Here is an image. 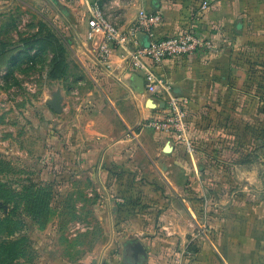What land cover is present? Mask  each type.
I'll return each instance as SVG.
<instances>
[{
  "label": "rangeland",
  "instance_id": "1",
  "mask_svg": "<svg viewBox=\"0 0 264 264\" xmlns=\"http://www.w3.org/2000/svg\"><path fill=\"white\" fill-rule=\"evenodd\" d=\"M116 7L111 1L106 10L119 26ZM62 8L58 0H0V264H126L125 243L153 225L142 215L154 217L161 210L152 203L155 196L170 198L168 182L188 201L198 222L204 195L215 197L219 184L226 186L221 188L226 199L232 189L256 184L253 219L257 229L264 225L262 31H255L250 51L251 84L259 93L254 110L220 127L211 119L215 125L207 128L228 149L227 160L213 161L217 170H203L200 159L193 158L196 152L184 154L188 149L179 143L181 156L168 168L165 162L154 168L141 153L129 159L128 168L127 161L122 167L108 163L100 148L94 153L91 144H76L89 137L84 129L89 78L76 44L78 37L87 39L83 31L70 30ZM56 77L61 92L53 108ZM189 113L192 130L203 132L205 112ZM147 122L130 131L149 128ZM204 183L211 184V191L202 190ZM195 225L203 231L207 224Z\"/></svg>",
  "mask_w": 264,
  "mask_h": 264
},
{
  "label": "crops",
  "instance_id": "2",
  "mask_svg": "<svg viewBox=\"0 0 264 264\" xmlns=\"http://www.w3.org/2000/svg\"><path fill=\"white\" fill-rule=\"evenodd\" d=\"M204 1L208 8L202 11L199 7ZM113 2L122 18L119 22L121 29L133 24L139 10L144 9L161 15L157 27L160 39L173 36L189 26L196 28L201 36L213 40L214 52L198 58L163 61L155 72L171 84L177 97L187 102L188 120L189 112H205L204 124H201L205 130L195 134L192 130L194 124L190 121L192 146H181L189 150L184 154L196 152L193 158L200 159L203 170H217L212 162L226 161L228 149L217 138L214 139L207 128L215 124L220 127L225 122L233 124L247 117L243 114L241 117V112L254 110V96L259 93L251 84L253 58L250 51L256 44L255 31H262L264 35V0ZM58 3L63 7L61 13L70 30H80L87 35V1L58 0ZM77 39L76 44L83 50L81 61L89 78L86 94L88 123L84 128L89 137L76 141V144H91L94 153L102 149V157H106L108 163L117 162L121 167L127 161L129 166L126 167L130 168L132 162H128L129 159L136 160L141 153L154 168L157 164L163 165L160 164L162 162L168 168L169 161L181 156L176 148H181L179 143L149 128L130 131L138 123L146 122L159 113V99L140 91L141 74L127 66L119 51L115 49L111 68L106 70L97 60V43L87 37V42ZM59 48H63L62 39ZM57 78L49 106L61 92ZM41 89L45 95V88ZM164 151L167 155L163 154ZM64 153L67 154L66 151ZM92 157L95 159L96 156ZM254 186L257 185L247 183L242 189H232L230 199H226V188L221 189L226 186L219 184L221 191L215 197L204 195L203 214L198 222L187 208L188 201L182 199L176 193L177 188L168 182L166 189L171 194L170 198L155 196L152 206L161 210L154 217L150 213L142 215L147 223L153 225L133 238L146 251V257L140 256L138 264H173L176 258H180L181 264H264V225L257 229L253 219L256 214ZM201 188L205 192L211 191V184L204 183ZM226 211L230 215H226ZM201 222L207 224L203 231L195 225ZM123 249L125 259V246Z\"/></svg>",
  "mask_w": 264,
  "mask_h": 264
},
{
  "label": "built area",
  "instance_id": "3",
  "mask_svg": "<svg viewBox=\"0 0 264 264\" xmlns=\"http://www.w3.org/2000/svg\"><path fill=\"white\" fill-rule=\"evenodd\" d=\"M88 9L87 39L97 43V60L106 70L111 68V56L115 49L127 66L141 74L144 92L158 98L163 108L148 120L147 127L172 137L177 143L191 147L187 102L173 93L171 84L155 72L163 61L198 58L216 50L213 40L201 36L192 27L182 28L173 36L160 39L157 27L161 15L139 10L133 24L121 29L107 13L106 7L114 0H86ZM208 8L204 1L200 10ZM146 35L150 42L141 47L137 36ZM173 264H181L176 258Z\"/></svg>",
  "mask_w": 264,
  "mask_h": 264
},
{
  "label": "water",
  "instance_id": "4",
  "mask_svg": "<svg viewBox=\"0 0 264 264\" xmlns=\"http://www.w3.org/2000/svg\"><path fill=\"white\" fill-rule=\"evenodd\" d=\"M141 47H147L149 45V38L144 34H139L137 36ZM140 91H143V80L141 82ZM59 104V99L55 98L54 102L52 103V107L56 108ZM160 108H163V104H160ZM125 246V254L124 256L127 258L126 262L129 264H138L140 261V256L146 257V251L141 243L136 240L128 241Z\"/></svg>",
  "mask_w": 264,
  "mask_h": 264
}]
</instances>
